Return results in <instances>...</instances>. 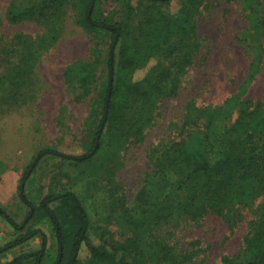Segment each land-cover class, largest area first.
Masks as SVG:
<instances>
[{
  "label": "rangeland",
  "instance_id": "374dc122",
  "mask_svg": "<svg viewBox=\"0 0 264 264\" xmlns=\"http://www.w3.org/2000/svg\"><path fill=\"white\" fill-rule=\"evenodd\" d=\"M11 1L0 0V99L4 97L6 102L0 104V206L23 230L0 215V264L40 250V237L7 248L34 229L47 237L45 263L56 260L58 244L53 225L35 216V209L49 194L66 191L74 192L87 210L91 220L89 240L95 245L132 240V226L120 208L112 206L118 204L116 199H124L126 210L145 224L139 239L143 253L136 250L130 260L167 264L166 253L168 264L170 257L180 259L182 253L194 254L199 264L242 259L250 213L234 223L229 216L215 214L189 220L180 212L183 189L179 166L171 170L172 183L164 189H159L157 180L156 185L147 182V177L168 144L198 134V109L202 106L218 107L216 125L218 132L224 133L229 119H236L245 105L264 104V28H257L256 22V18L264 17V0L258 17L247 13L243 0H204L195 16L196 46L180 79L179 94L156 104L153 123L145 130L143 140L133 130L128 133V124L121 118L116 130H101L88 161L76 158L89 154L88 147L102 119L100 99L108 77L110 34L89 33L79 26L86 0H65L60 12L48 16L42 24L25 21L16 25L8 23L5 16ZM183 1L96 0L89 14L100 22L123 24L128 38H132L140 22L153 12L181 18ZM17 36L46 42L32 76L35 96L26 103V95L13 93L10 79L9 47ZM178 40L172 37L165 48ZM75 64L69 81L68 68ZM154 64L138 71L134 78H143ZM80 65L94 67L97 84L88 96H83L73 77ZM46 149L58 154H42ZM26 172L29 177L24 194L28 203L20 196V182ZM144 186L154 190L159 200L172 191L173 207L155 206L143 212L137 197ZM86 257L84 249L81 259ZM25 264L35 262L30 258Z\"/></svg>",
  "mask_w": 264,
  "mask_h": 264
},
{
  "label": "trees",
  "instance_id": "16d2710c",
  "mask_svg": "<svg viewBox=\"0 0 264 264\" xmlns=\"http://www.w3.org/2000/svg\"><path fill=\"white\" fill-rule=\"evenodd\" d=\"M243 1L250 16L258 17L261 14L263 0ZM85 2L87 4L79 17V26L89 33H109L110 51L114 48V56L111 59L110 53L107 59L108 77L100 99L102 119L92 137L93 143L88 147L89 154L76 158L79 161L92 158L94 143L101 135V130H116L119 118L128 124V133L133 130L141 140L145 138V130L153 123L156 104L165 97L179 94L180 79L187 63H191L196 46L195 16L204 4V0H184L181 18H172L161 11L153 12L140 22L136 36L128 38L123 24L100 22L93 14H89V7L96 0ZM64 3L65 0H12L6 10V20L13 25L25 21L42 24L47 21L48 16L57 15ZM256 19L257 28L263 29L264 17ZM172 37H179V40L165 48ZM36 41L23 40L17 36L9 47L12 91L15 95H26L28 98L24 99V103L33 100L35 96V81L32 76L41 51L46 48L45 41ZM151 62L155 64L143 78L136 80L135 74L148 67ZM74 67L76 64L68 68L69 81L72 80L70 70ZM110 69L113 70V88L106 109ZM74 71L76 84L81 88L83 96H88L92 91L91 87L97 84L94 67L80 65ZM80 98L81 95L76 100ZM0 104H6L4 97L0 99ZM198 112V134L194 138L187 136L168 144L158 155L147 182L151 180L156 185L157 180L161 183L159 189H164L168 183H172L171 170L179 166L182 178L180 188L183 189L180 212L187 219L197 221L206 215L215 214L229 216L234 223L241 220L246 212L250 213L248 233L242 247L243 258H226L223 264H264V104L258 102L245 105L236 119H229L224 133H219L216 125L218 107L202 106ZM42 154L58 153L54 149H46ZM28 177L26 172L20 182V191L24 192ZM154 194V190L148 186H144L138 194L137 200L143 207V212L146 213L155 206L173 207L172 191L160 200ZM123 200L116 199L118 204L115 202L112 206L120 208L132 226V240L125 244L104 241L95 245L89 240L91 220L80 198L71 191L46 196L35 209V216L40 220L48 219L57 238V258L48 264H148L145 259H128L136 250L143 253L139 247V239L145 224L144 221H137L126 210ZM226 213L231 214L225 215ZM0 215L7 218L17 230H23L1 206ZM34 237L42 240L40 250L20 255L7 264H25L30 258H33L35 264H46L47 237L39 229L30 230L12 241L7 248L17 247ZM84 249L87 257L81 259ZM166 255L164 260L168 264L169 255ZM170 259V264H199L195 261L194 254L189 253H182L180 259Z\"/></svg>",
  "mask_w": 264,
  "mask_h": 264
},
{
  "label": "water",
  "instance_id": "95a60500",
  "mask_svg": "<svg viewBox=\"0 0 264 264\" xmlns=\"http://www.w3.org/2000/svg\"><path fill=\"white\" fill-rule=\"evenodd\" d=\"M91 10H92V8H91ZM91 10H90V12H91ZM113 50H114V48L111 50V54H113ZM112 58H113V55H111V59ZM112 88H113V70L110 69V81H109V89H108V95H107L106 109H108V105H109L111 94H112ZM68 158H70V157H68ZM34 166H35V163L31 167V170L34 168ZM22 187H24V184L22 185ZM20 196L25 203H28V200L26 199L23 191H20ZM31 209L33 210V208H31Z\"/></svg>",
  "mask_w": 264,
  "mask_h": 264
}]
</instances>
